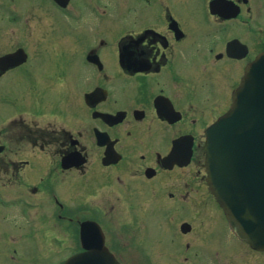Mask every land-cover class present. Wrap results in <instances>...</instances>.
<instances>
[{
	"label": "flooded vegetation",
	"instance_id": "1",
	"mask_svg": "<svg viewBox=\"0 0 264 264\" xmlns=\"http://www.w3.org/2000/svg\"><path fill=\"white\" fill-rule=\"evenodd\" d=\"M212 1L0 0V83L10 85L0 104L11 107L0 119V261L38 264L43 248L59 260L66 224L80 253L91 220L122 264H264L231 230L205 160L207 130L264 52V28L244 0L220 7L230 17L212 14ZM54 14L70 24L66 59L34 60L43 55L28 46L48 27L24 19L51 25ZM20 49L25 61L2 60Z\"/></svg>",
	"mask_w": 264,
	"mask_h": 264
},
{
	"label": "water",
	"instance_id": "2",
	"mask_svg": "<svg viewBox=\"0 0 264 264\" xmlns=\"http://www.w3.org/2000/svg\"><path fill=\"white\" fill-rule=\"evenodd\" d=\"M222 1L211 4L213 13ZM9 60L20 62L25 56L4 59ZM234 100L232 111L207 132L208 180L238 236L264 249V53L247 68ZM72 166L63 160L64 168ZM81 242L85 251L65 264H120L95 222L81 225Z\"/></svg>",
	"mask_w": 264,
	"mask_h": 264
},
{
	"label": "rangeland",
	"instance_id": "3",
	"mask_svg": "<svg viewBox=\"0 0 264 264\" xmlns=\"http://www.w3.org/2000/svg\"><path fill=\"white\" fill-rule=\"evenodd\" d=\"M76 4L80 7L82 5V0H76ZM248 6L251 8V13H249V15H246L245 18L249 19V20H253V22L255 21L258 24V29L260 28H264V0H249ZM120 5L118 8H116V10H120ZM28 21L27 23V27H33V28H41L43 26L48 27V29L45 30L44 32V39L43 41H41L37 46L35 45H29L28 48L30 50L33 51V53H38V54H42L43 57L40 58H34L35 59H39L41 61H46V60H53L56 61L57 63H63L64 60L66 59V49L64 45H60L59 43V38L62 37L64 34L68 35V26H70L69 22L66 19H63L60 14H54L52 17H48V21H51V25L46 24L43 22V20L41 21L40 19L31 21L29 19H24V21ZM251 22V24L253 23ZM256 24V25H257ZM248 26L242 24L241 22H238V37H240L239 35L245 34L246 38L247 37V33L246 32V28ZM72 33V32H71ZM247 33V34H246ZM241 36V37H242ZM253 47V46H252ZM254 49H256L254 47ZM71 59V58H70ZM9 82L5 81L0 83V92L1 93H7L9 91ZM9 100H7L8 102ZM10 105L8 103H6L5 101H2V103L0 104V119L2 118V120L5 119V117H9V113L11 112L10 109ZM65 191L68 192L66 194L70 195V200L69 204L71 205V207L73 206L72 203L74 201V197L73 195H75L74 192V188L73 186L68 183L64 185ZM83 199V198H82ZM82 202H86V201H82ZM156 223H150V222H146L144 223L145 228H149L148 233H142L140 232V235L142 233V236L145 234V236H151L152 231L151 228H154ZM0 228L1 231H6L7 227L6 225H3V222H0ZM6 226V227H5ZM73 225L70 224H66L65 225V237L67 239V241H65V244L63 243V251L62 254H60V259L58 260L59 256L55 255H50V256H44L42 255L43 252L45 251L44 248L40 250V260L38 261V264H58L62 261H66L70 256H71V250L72 248L75 247L76 243L73 242L75 239V233H74V228L72 227ZM160 232V230L158 231ZM159 236H163L162 233H158ZM32 245H34L35 247L37 246V244L33 243V242H29L27 244L28 247H31ZM23 247V246H22ZM33 251H38V249L33 248ZM2 261H0V264H8V260L6 259V257L1 258ZM18 264H22V263H18Z\"/></svg>",
	"mask_w": 264,
	"mask_h": 264
}]
</instances>
